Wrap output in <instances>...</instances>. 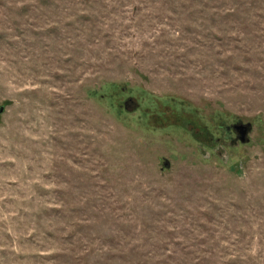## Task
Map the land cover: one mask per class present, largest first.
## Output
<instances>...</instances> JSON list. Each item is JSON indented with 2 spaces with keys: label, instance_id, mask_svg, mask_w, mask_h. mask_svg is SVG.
Returning a JSON list of instances; mask_svg holds the SVG:
<instances>
[{
  "label": "rangeland",
  "instance_id": "1",
  "mask_svg": "<svg viewBox=\"0 0 264 264\" xmlns=\"http://www.w3.org/2000/svg\"><path fill=\"white\" fill-rule=\"evenodd\" d=\"M0 107V264H264V0H0Z\"/></svg>",
  "mask_w": 264,
  "mask_h": 264
},
{
  "label": "water",
  "instance_id": "2",
  "mask_svg": "<svg viewBox=\"0 0 264 264\" xmlns=\"http://www.w3.org/2000/svg\"><path fill=\"white\" fill-rule=\"evenodd\" d=\"M3 112H4L3 107H0V114H2ZM234 128L236 129L237 132H239L238 134L239 141L241 143H247L248 142L247 135H248L249 127L244 124H238V126H234Z\"/></svg>",
  "mask_w": 264,
  "mask_h": 264
},
{
  "label": "flooded vegetation",
  "instance_id": "3",
  "mask_svg": "<svg viewBox=\"0 0 264 264\" xmlns=\"http://www.w3.org/2000/svg\"><path fill=\"white\" fill-rule=\"evenodd\" d=\"M231 130H232L233 132H235V133H236V135H238V134H239V132H237L235 128H232Z\"/></svg>",
  "mask_w": 264,
  "mask_h": 264
}]
</instances>
